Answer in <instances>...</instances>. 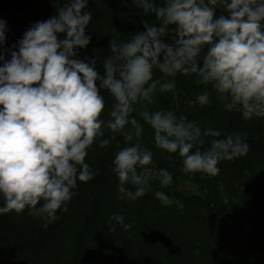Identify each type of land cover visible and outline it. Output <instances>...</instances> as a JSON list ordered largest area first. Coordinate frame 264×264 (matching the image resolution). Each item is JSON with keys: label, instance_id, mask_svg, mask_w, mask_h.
Returning a JSON list of instances; mask_svg holds the SVG:
<instances>
[{"label": "clouds", "instance_id": "1", "mask_svg": "<svg viewBox=\"0 0 264 264\" xmlns=\"http://www.w3.org/2000/svg\"><path fill=\"white\" fill-rule=\"evenodd\" d=\"M88 3L68 0L50 19L33 24L18 52L12 51L0 67V215L28 209L46 227L59 220L78 181L93 179L86 157L105 129L121 132L127 145L113 161L121 199L143 197L153 181L170 187L173 176L157 169L152 151L133 143L144 131L132 115L135 105L153 103L158 88L162 93L175 89L174 83L154 79L155 69L173 78L195 74L211 85L228 111L245 120L264 118V0H163L162 6L155 0H134L145 14L154 13L160 26L145 23L146 31L127 41L112 39L102 75L95 59L77 58V49L91 42L86 35L93 19ZM218 7L227 15L217 17ZM171 25L177 26L174 44L163 39ZM6 31V21L0 20V45ZM101 89L115 100L107 120L102 118ZM187 103L210 105L209 93ZM142 116L154 131L156 147L178 155L186 175L215 176L222 161L250 150L239 133L220 138L219 130L202 131L172 111H145ZM155 198L173 203L163 191H156ZM111 220L125 231L130 228L123 216Z\"/></svg>", "mask_w": 264, "mask_h": 264}, {"label": "trees", "instance_id": "2", "mask_svg": "<svg viewBox=\"0 0 264 264\" xmlns=\"http://www.w3.org/2000/svg\"><path fill=\"white\" fill-rule=\"evenodd\" d=\"M39 1L52 16L68 3ZM87 10L93 18L86 30L91 42L86 49H77V58L95 59L101 75L103 61L112 54V39L127 41L145 32V23L160 26L156 15L145 14L134 0H89ZM216 15L227 13L218 7ZM176 27H169L165 43L174 44ZM154 79L174 83L175 89L162 93L158 88L153 103L135 105L132 115L144 131L133 143L152 151L157 169L173 176L172 185L161 188L153 181L143 197L121 199L113 161L127 145L121 132L105 129L101 140L108 143L97 140L86 157L93 179L78 181L76 195L68 211L58 213L59 220L46 227V221L28 209L0 215V264H264V118L245 120L239 112L228 111L211 85L201 83L195 74L173 78L155 69ZM205 91L210 105L187 103ZM101 95L102 118L107 120L115 100L107 90L101 89ZM145 111H172L202 131L219 130L220 138L239 133L250 150L246 156L222 161L215 176L186 175L178 155L156 147L154 131L142 116ZM156 191L165 192L173 203L162 204ZM114 215L123 216L130 228L125 231L111 220Z\"/></svg>", "mask_w": 264, "mask_h": 264}, {"label": "water", "instance_id": "3", "mask_svg": "<svg viewBox=\"0 0 264 264\" xmlns=\"http://www.w3.org/2000/svg\"><path fill=\"white\" fill-rule=\"evenodd\" d=\"M0 16L7 25L6 40L0 45V67L11 59L12 51L18 52L19 41L33 24L52 17L39 0H0Z\"/></svg>", "mask_w": 264, "mask_h": 264}]
</instances>
